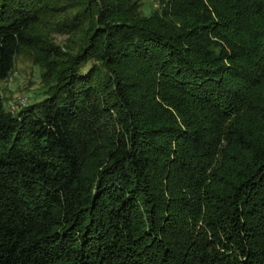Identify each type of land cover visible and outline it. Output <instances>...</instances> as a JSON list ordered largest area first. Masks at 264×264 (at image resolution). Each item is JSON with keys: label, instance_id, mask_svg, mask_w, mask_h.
Listing matches in <instances>:
<instances>
[{"label": "trees", "instance_id": "16d2710c", "mask_svg": "<svg viewBox=\"0 0 264 264\" xmlns=\"http://www.w3.org/2000/svg\"><path fill=\"white\" fill-rule=\"evenodd\" d=\"M146 2L0 0V264H264V0Z\"/></svg>", "mask_w": 264, "mask_h": 264}, {"label": "rangeland", "instance_id": "374dc122", "mask_svg": "<svg viewBox=\"0 0 264 264\" xmlns=\"http://www.w3.org/2000/svg\"><path fill=\"white\" fill-rule=\"evenodd\" d=\"M161 6V0L156 2L149 0V3L146 2L144 5L143 10L148 13L151 7L161 8ZM55 40L61 43L64 38L56 36ZM39 73V68L34 66L27 56H21L16 60L14 71L10 77L5 81H0V95L8 111L17 112L20 107L37 103L41 99V92L44 87L40 81ZM17 96L26 98V103L18 104Z\"/></svg>", "mask_w": 264, "mask_h": 264}, {"label": "built area", "instance_id": "2783aa9c", "mask_svg": "<svg viewBox=\"0 0 264 264\" xmlns=\"http://www.w3.org/2000/svg\"><path fill=\"white\" fill-rule=\"evenodd\" d=\"M157 0H154V2H156ZM18 97V98H17ZM16 97V99H17V103L19 104V103H22V104H25L26 103V101H27V99L26 98H24V97H22V96H17ZM15 99V100H16ZM21 101V102H20ZM23 101V102H22ZM21 104V105H22Z\"/></svg>", "mask_w": 264, "mask_h": 264}]
</instances>
